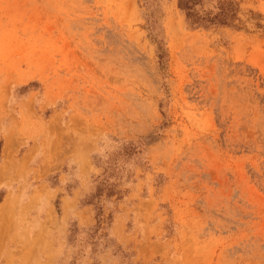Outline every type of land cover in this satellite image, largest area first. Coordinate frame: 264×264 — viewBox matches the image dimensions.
I'll list each match as a JSON object with an SVG mask.
<instances>
[{"label": "rangeland", "instance_id": "obj_1", "mask_svg": "<svg viewBox=\"0 0 264 264\" xmlns=\"http://www.w3.org/2000/svg\"><path fill=\"white\" fill-rule=\"evenodd\" d=\"M0 0V264H264V0Z\"/></svg>", "mask_w": 264, "mask_h": 264}, {"label": "trees", "instance_id": "obj_2", "mask_svg": "<svg viewBox=\"0 0 264 264\" xmlns=\"http://www.w3.org/2000/svg\"><path fill=\"white\" fill-rule=\"evenodd\" d=\"M179 9L185 14L189 24L194 27H210L212 25H229L234 18L232 1L221 3L216 12L200 11L203 0H177Z\"/></svg>", "mask_w": 264, "mask_h": 264}]
</instances>
